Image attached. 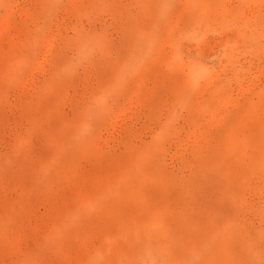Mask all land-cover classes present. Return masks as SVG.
I'll list each match as a JSON object with an SVG mask.
<instances>
[{
    "label": "rangeland",
    "instance_id": "374dc122",
    "mask_svg": "<svg viewBox=\"0 0 264 264\" xmlns=\"http://www.w3.org/2000/svg\"><path fill=\"white\" fill-rule=\"evenodd\" d=\"M0 264H264V0H0Z\"/></svg>",
    "mask_w": 264,
    "mask_h": 264
}]
</instances>
